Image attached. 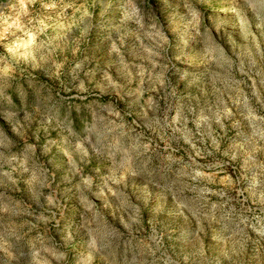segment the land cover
Returning a JSON list of instances; mask_svg holds the SVG:
<instances>
[{
  "label": "rangeland",
  "instance_id": "rangeland-1",
  "mask_svg": "<svg viewBox=\"0 0 264 264\" xmlns=\"http://www.w3.org/2000/svg\"><path fill=\"white\" fill-rule=\"evenodd\" d=\"M0 264H264V0H0Z\"/></svg>",
  "mask_w": 264,
  "mask_h": 264
}]
</instances>
